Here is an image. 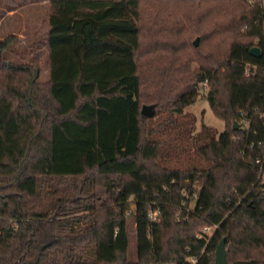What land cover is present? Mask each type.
Wrapping results in <instances>:
<instances>
[{
	"label": "trees",
	"instance_id": "16d2710c",
	"mask_svg": "<svg viewBox=\"0 0 264 264\" xmlns=\"http://www.w3.org/2000/svg\"><path fill=\"white\" fill-rule=\"evenodd\" d=\"M243 1L231 24L184 12L185 32L228 39L198 54L196 69L166 55L165 39L152 48L161 63L151 99L181 115L206 84L226 124L217 136L204 125L198 150L209 165L185 170L160 163L156 110L142 113L143 0H0L9 11L49 7L46 81L42 51L18 62L17 35L0 38V264H215L224 237L229 264H264V0ZM182 2L220 10L214 0ZM156 4L170 5L169 20L171 2ZM201 225L216 226L210 241Z\"/></svg>",
	"mask_w": 264,
	"mask_h": 264
},
{
	"label": "rangeland",
	"instance_id": "374dc122",
	"mask_svg": "<svg viewBox=\"0 0 264 264\" xmlns=\"http://www.w3.org/2000/svg\"><path fill=\"white\" fill-rule=\"evenodd\" d=\"M160 1L162 0H143V17L140 26L142 51L139 57L140 64L143 67V105L156 104V116L152 118L151 124L158 130L153 137L161 142L164 141V146L162 147L163 156L159 159L163 166L185 170L194 167H206L209 163L200 155L198 150L199 146L208 141L207 138L209 137L204 125L211 129L209 131L210 134L213 133L217 136L225 129V121L214 114L208 100L205 98L208 90L206 84L201 85L200 98L194 104L188 106L181 115L177 113L171 114L170 111L151 99L160 89L157 84L153 83L152 78L158 76V69H155V67L161 63L160 59L154 63L155 67L152 64V56L154 55L152 48L160 46L159 40L162 43V40L165 39L169 42L162 43L165 51H167L166 55L172 52L176 53L180 63L188 60L190 67L196 69L199 66L198 54H205L212 50L213 47L223 48L228 39L219 35L207 36L197 35L196 33L191 34L190 31L185 32L183 27H181L182 25L179 24L184 19V12L188 10L193 14L192 17L197 19L198 16L201 21L205 19L208 21L210 18L211 20H220L219 22L224 24H231L233 18H238L241 15L242 8H246L245 2L243 1L242 3V0H214L215 3L211 2L209 5L217 3L220 5V10L218 12L215 11L214 15L210 13L203 15L195 7V3L190 5L187 2V7L182 0H169L174 8V14L170 16L169 20H164L165 15L171 9L168 4L162 7L157 6L156 3ZM225 3H230V7L227 8ZM48 16L49 7L44 3H30L19 6L15 11H9L4 5L0 4V38L10 34H16L18 37L17 42L11 47V59L18 62H27L33 56H37L39 51H42V53L46 52L49 28ZM202 24L205 25L206 22ZM172 25H177L176 29L181 27L177 34L172 32L175 36L167 34L172 29ZM237 27L242 32L246 31L244 22H239ZM197 38L199 39V46L195 47L193 42ZM38 60L43 67L40 80L46 81L49 76L46 53L38 57ZM188 207L190 208V206ZM132 210H135L134 205ZM130 216H127L128 219H131ZM198 230L200 237L206 236L207 240L210 241L215 233L216 226L201 225ZM129 231L131 236L129 254L133 259H136L138 256V244L134 221L130 222ZM196 263L195 261H190V264Z\"/></svg>",
	"mask_w": 264,
	"mask_h": 264
},
{
	"label": "water",
	"instance_id": "95a60500",
	"mask_svg": "<svg viewBox=\"0 0 264 264\" xmlns=\"http://www.w3.org/2000/svg\"><path fill=\"white\" fill-rule=\"evenodd\" d=\"M199 39L195 40V44L198 45ZM251 53L255 56H259L261 53V49L257 46L251 49ZM156 105L155 104H145L142 108V113L148 117H153L155 115ZM238 124L235 126L237 127ZM215 264H229L228 263V255H227V247H226V238H222L219 242L216 249L215 256Z\"/></svg>",
	"mask_w": 264,
	"mask_h": 264
},
{
	"label": "built area",
	"instance_id": "2783aa9c",
	"mask_svg": "<svg viewBox=\"0 0 264 264\" xmlns=\"http://www.w3.org/2000/svg\"><path fill=\"white\" fill-rule=\"evenodd\" d=\"M159 214H160V210H151L150 211V213H149V216H150V218L153 220V221H155V220H158V218H159ZM190 261H195V262H197L198 261V259L197 258H195V257H192L191 259H190Z\"/></svg>",
	"mask_w": 264,
	"mask_h": 264
}]
</instances>
